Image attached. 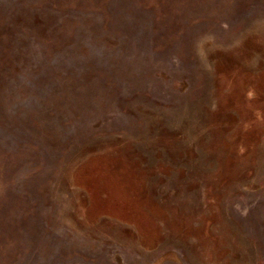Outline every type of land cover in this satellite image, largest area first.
Listing matches in <instances>:
<instances>
[{"label":"rangeland","instance_id":"rangeland-1","mask_svg":"<svg viewBox=\"0 0 264 264\" xmlns=\"http://www.w3.org/2000/svg\"><path fill=\"white\" fill-rule=\"evenodd\" d=\"M1 87L0 264H264V0H0Z\"/></svg>","mask_w":264,"mask_h":264},{"label":"trees","instance_id":"trees-1","mask_svg":"<svg viewBox=\"0 0 264 264\" xmlns=\"http://www.w3.org/2000/svg\"><path fill=\"white\" fill-rule=\"evenodd\" d=\"M38 18V17H37ZM38 22H43V20H40L39 18H38ZM1 90H2V87L0 88V92H1ZM83 188H86V185L85 184H83Z\"/></svg>","mask_w":264,"mask_h":264}]
</instances>
